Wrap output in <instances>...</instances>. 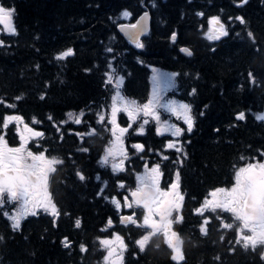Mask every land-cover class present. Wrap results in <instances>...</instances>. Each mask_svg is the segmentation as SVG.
<instances>
[{"label":"trees","instance_id":"16d2710c","mask_svg":"<svg viewBox=\"0 0 264 264\" xmlns=\"http://www.w3.org/2000/svg\"><path fill=\"white\" fill-rule=\"evenodd\" d=\"M0 3L14 8L16 29V35L0 33L4 41L0 46V135L6 131L7 144L19 145L18 122H11L7 130L3 127L5 115H19L22 123L45 134L42 139L27 138L28 150L38 153L49 149V158L57 156L64 160L49 178V191L59 216L40 212L22 219L20 230L13 231L10 219L0 214V236L4 237L0 241V264H106L105 250L99 241L113 233H118L127 244L122 264H176L162 234L153 237L146 250L140 252L135 241L146 234L144 229L120 223L121 215L126 213L131 215L135 211L140 221L145 215L142 206L123 207L125 195L132 199L130 192L137 187V174L145 171L143 161H150L149 167L154 163L161 165L160 186L165 190L180 168V191L185 200L178 214L183 215L184 222L173 229L178 233L184 255L179 264H264L263 245L255 249L251 245L247 249L235 245L236 229L241 226L232 213H219L224 222L234 224L232 229H222L220 222L213 219L207 226V235L199 231L202 218L194 213L210 191L235 183L236 170L248 163H264V120L256 119L264 111V0H247L243 4L241 0ZM145 9L151 13V28L140 41L143 47L137 48L122 37L117 27L122 22H132ZM124 11L131 15L123 17ZM201 12L204 15L198 16ZM211 16H219L226 23L228 36L218 41L206 39L203 33ZM237 16H242L246 23L235 20ZM173 32L175 42L171 39ZM182 46L188 47L192 55L182 52ZM107 47L113 52H107ZM68 48L73 49L72 55L56 59L58 53ZM109 60L124 76L123 94L140 105L150 95L153 68L175 74L172 95L190 104L194 117L192 131H185L179 138L187 153L182 167L174 164L178 154L164 149L173 137L161 129L158 135L157 127L161 128L166 119L179 123L181 128L186 126L164 111L161 123L150 119L143 135L135 134L141 119L126 134L130 159L125 171L113 174L110 165L100 166L98 161L111 137L107 130L110 125L96 122L97 113L102 107L104 111L108 109L113 95L112 86L104 83ZM249 71L255 74L256 83L249 81ZM11 104L16 105L15 109L8 107ZM81 111V124L69 120L68 113L75 117ZM238 112H244L246 118L236 121ZM33 117L40 123L33 125ZM118 119L126 124L124 113ZM93 128L96 135L81 139L74 134ZM135 143L144 145L142 153L131 148ZM81 148L89 151H79ZM162 155L169 159L162 160ZM77 170L83 172L84 181L76 176ZM97 174L101 181L95 179ZM103 181H107L106 190L97 195L104 187ZM118 181L126 185L123 190L118 188ZM117 195L121 201L119 211L102 198ZM13 203L15 207L6 204L3 210L15 212L19 204ZM204 215L212 217L216 213L205 210ZM109 217L112 226L107 224ZM76 219L81 221L79 228L75 226ZM65 237L71 242L69 248L61 243ZM81 243L86 245V252L80 251ZM230 247L235 248L234 252Z\"/></svg>","mask_w":264,"mask_h":264},{"label":"snow or ice","instance_id":"6c2138e0","mask_svg":"<svg viewBox=\"0 0 264 264\" xmlns=\"http://www.w3.org/2000/svg\"><path fill=\"white\" fill-rule=\"evenodd\" d=\"M247 0H241V4L246 3ZM240 6V5H238ZM14 8L4 7L0 3V33H7L8 35H16V29L13 23ZM123 17L130 16L131 14L124 11L121 14ZM198 16H203L204 13H197ZM148 13L145 12L140 21L136 24L121 25V28L126 31L128 38L135 43L137 48H142L143 44L140 42L141 34L146 32L144 25L141 23L147 18ZM232 18L229 17V21ZM235 20L241 24H245L246 21L242 16L235 17ZM229 35V31L225 26V23L221 21L219 16H211L208 19V31L204 33V36L209 41L220 40L221 37ZM250 38L253 37L251 32L248 33ZM171 39L173 42L176 40V33L173 32ZM4 45V41L0 39V46ZM107 52L112 53L113 49L107 47ZM182 52L187 55H192L191 51L187 48H182ZM73 54V49L68 48L66 51H62L57 54L56 59L63 60L64 58ZM115 59V56L112 57ZM108 70L104 73L106 85L112 86L113 95L111 97L112 104L110 105V115H105L102 110L97 113V124H104L105 122L111 125V128L107 129L111 132L112 140L109 141L110 147L105 148L104 155L101 156L98 163L101 167H107L110 165L113 174L123 172L126 170V162L130 159L127 147H125L126 134L134 128V124L140 119L139 127L135 128L136 135H143L145 126L149 123V117L154 119L158 124L162 119V114L157 113V107L166 109L172 115L177 116L178 119H182L186 124V129L181 128L176 124H172L170 120H164L166 127L165 131L169 132L174 139L169 140L164 149L174 150L178 155L174 164H180L183 166L184 159L187 157V153L184 152V145L180 141V137L185 131L191 132L194 126V117L191 115V105L180 103L178 106L174 101H166L164 103L155 99H149L147 103L143 105L138 104L135 100L127 98L123 94V81L124 76L121 75L116 67L113 66L111 60L107 62ZM85 71H90L86 69ZM175 75V74H173ZM248 78L251 83H256L255 74L249 71ZM195 89H193V93ZM43 95L40 99H44ZM17 100L22 97H17ZM9 108L15 109L16 105H8ZM125 113L129 122L127 127H122L118 121V114ZM69 120H72L75 124L82 123V117L84 112L78 116H73L72 113H68ZM203 115V113H201ZM246 118L244 112H238L235 116L236 121H241ZM23 118L19 115H5L3 117V127L5 130L13 121H21ZM48 119L51 121L53 117L50 115ZM256 119L264 120V114L257 115ZM40 121L35 117L32 119V124H39ZM61 123H66L62 121ZM55 126V125H54ZM24 129L32 135L28 139L44 137V132L35 130L27 123L24 124ZM59 131V128H57ZM84 138V136L96 135V129L93 128L89 132L84 134L74 133ZM157 134L160 135V128L157 127ZM5 134L0 135V214L10 219L11 228L13 231H19L21 227V220L28 216H37L40 212L49 214L53 217L60 215L59 209L53 202L52 196L49 191V178L57 170V165H62L64 160L52 156L49 158L46 153L49 149H44L38 153H33L26 147L27 139L22 133H18L21 141L19 147H9L7 145ZM61 139L63 137L61 136ZM37 147H40L38 144ZM131 148L135 149L137 153L144 151V145L135 143L131 145ZM79 151L88 152V148H81ZM162 160H168L169 157L162 155ZM28 161H31L30 163ZM145 171L137 174V187L130 192L131 201L129 195L123 197V207L132 209L135 206H142L145 210V215L140 221L137 218L136 212L133 211L131 215H121L120 223L123 225H136L139 228H143L146 232L139 239L135 241V245L139 248L140 252H144L146 247L149 246L153 237L163 235L165 243L172 251L171 260L179 264L184 260V255L180 247L177 246L178 233L173 230L174 225L182 224L184 217L181 212L183 201L185 196L179 191L180 189V168H177L175 173V179L168 185L167 190L161 188L162 173L160 171L161 165L159 163L151 164L150 161H143ZM76 176L80 181H84L86 177L81 170H77ZM95 179L101 181V176L96 175ZM118 188L123 190L126 185L122 181H118ZM104 187L100 188L97 195H101L107 187V181H103ZM209 196L212 199H208L206 196L203 203L199 208L194 209V213L201 216V222L199 225V231L203 235H207L208 225L213 219L220 222L222 229H232L234 224L224 222L222 216L219 213H232L236 221L242 222L243 229H248L252 233L251 235H245L242 229H236V246H243L245 249L251 245L253 249L257 245H264V163L252 164L248 163L246 167H241L235 172V184L230 189L217 188L210 191ZM108 199L113 203L117 210L121 208V201L117 196L102 197ZM195 199V198H194ZM16 202L19 207H16L15 212L4 211L3 208L6 204H12L15 207ZM205 210L216 213L215 216L204 215ZM159 218L158 220L156 218ZM55 224V220L53 221ZM107 224L113 225L111 217L108 218ZM75 226L79 228L81 221L76 219ZM108 229H101V231H107ZM115 241H119V251L112 250L113 242L108 239L100 240V244L108 246V255L105 256V261L110 264H122L123 252L127 250V244L124 242V238L118 233H113ZM4 239L0 236V241ZM223 240L224 237L222 236ZM65 248L71 246V242L68 237H65L61 241ZM80 251L86 252L87 247L84 243L80 244ZM235 248L230 247V251L234 252ZM115 255V259H110ZM220 259L219 256L216 257ZM261 259L264 260V254L261 255Z\"/></svg>","mask_w":264,"mask_h":264},{"label":"rangeland","instance_id":"374dc122","mask_svg":"<svg viewBox=\"0 0 264 264\" xmlns=\"http://www.w3.org/2000/svg\"><path fill=\"white\" fill-rule=\"evenodd\" d=\"M174 73H171V72H167V71H164V70H161V69H158V68H153L152 69V74H151V87H150V95H149V97H148V99L144 102V103H147L148 101H149V99H155V100H158L159 102H161V103H164V102H166V101H174L175 103H176V105L178 106L180 103H185V102H183L182 100H180V99H178V98H176V97H174L173 95H172V90H173V88H174V86H175V75H173ZM112 104V100H111V102H110V105ZM186 104V103H185ZM110 105H109V107H108V109H106L104 112L105 113H107L108 115H110ZM162 111H164V113H167L168 115H170V116H172V114L171 113H169L166 109H161V108H159V107H157V113L158 114H162ZM120 114V113H119ZM118 114V115H119ZM262 114H264V111L263 112H261L260 114H258V115H262ZM175 118H177V116H175V115H173ZM162 117H163V115H162ZM149 120L151 119V121H154V119H152L151 117H149L148 118ZM177 120L179 121V120H182V119H178L177 118ZM119 121V120H118ZM162 121V120H161ZM161 121H160V123H161ZM183 121V120H182ZM139 122H142V119L139 121ZM120 123V122H119ZM171 123L172 124H176V125H178L179 123H177V122H172L171 121ZM120 125L122 126V127H126L125 125H122L121 123H120ZM169 125H165V123H164V121H162V126H161V131L163 132V133H168V134H170L169 132H167V131H165V129H166V127H168ZM110 128H111V125H110ZM18 129H19V132L20 133H22L25 137H27V136H30V135H32L31 133H28L25 129H24V123H21V124H19L18 125ZM171 135V134H170ZM110 140H112V135H111V132H110ZM172 139H174V138H172ZM171 140V139H170ZM8 145V144H7ZM9 147H12V148H15V147H19L20 145H18V146H10V145H8ZM111 145L109 144V142H108V144H107V146L106 147H110ZM105 147V148H106ZM126 147V146H125ZM105 152V151H104ZM104 155V154H103ZM29 163L31 162V161H28ZM252 164H254V163H252ZM243 167H246V165L245 166H243ZM235 184V183H234ZM234 184L232 185V186H230L229 188H224V189H227V190H230L233 186H234ZM208 199H212V197L211 196H209L208 197ZM157 220L159 219L158 217L156 218ZM242 227H243V225H242ZM245 230H247L248 231V233L246 234V235H251L252 233L250 232V230H248V229H245ZM103 239H108L109 241H112L113 242V245H112V250L114 251V253L115 252H117V251H119V244H120V242L119 241H115L114 240V237L113 236H111V237H105V238H102L101 240H103ZM175 242V241H174ZM177 243H180V238H179V240L178 241H176ZM178 246V245H177ZM102 247L104 248V250H105V255H104V258H105V256H107L108 255V251H109V249H108V246H104V245H102ZM124 253V252H123ZM116 257H115V255L112 257V258H110V259H115ZM122 260H123V258H122ZM104 262H106L105 261V259H104ZM106 264H110V262H106Z\"/></svg>","mask_w":264,"mask_h":264},{"label":"water","instance_id":"95a60500","mask_svg":"<svg viewBox=\"0 0 264 264\" xmlns=\"http://www.w3.org/2000/svg\"><path fill=\"white\" fill-rule=\"evenodd\" d=\"M145 12H147L148 13V16H147V18H145L143 21H141V23L144 25V27H145V29H146V32L145 33H143V34H141V36H140V39L150 30V27H151V13H150V11L149 10H145V11H143L142 13H140L137 17H136V19L134 20V22L133 23H121V24H119L118 25V31L120 32V34L122 35V37L126 40V41H128V42H132L129 38H128V36L126 35V31L124 30V29H122L121 28V25H129V24H136L137 23V21H140L141 20V17H143L144 16V13ZM183 48H186V47H183ZM188 49V48H187Z\"/></svg>","mask_w":264,"mask_h":264},{"label":"flooded vegetation","instance_id":"af4514ba","mask_svg":"<svg viewBox=\"0 0 264 264\" xmlns=\"http://www.w3.org/2000/svg\"><path fill=\"white\" fill-rule=\"evenodd\" d=\"M208 31V30H207Z\"/></svg>","mask_w":264,"mask_h":264}]
</instances>
